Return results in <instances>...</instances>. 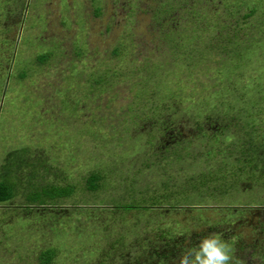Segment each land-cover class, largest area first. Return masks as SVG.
Wrapping results in <instances>:
<instances>
[{
  "label": "rangeland",
  "instance_id": "rangeland-1",
  "mask_svg": "<svg viewBox=\"0 0 264 264\" xmlns=\"http://www.w3.org/2000/svg\"><path fill=\"white\" fill-rule=\"evenodd\" d=\"M0 176V264H264V0H0Z\"/></svg>",
  "mask_w": 264,
  "mask_h": 264
},
{
  "label": "trees",
  "instance_id": "trees-1",
  "mask_svg": "<svg viewBox=\"0 0 264 264\" xmlns=\"http://www.w3.org/2000/svg\"><path fill=\"white\" fill-rule=\"evenodd\" d=\"M115 51H114V53H116ZM48 56H49V52L42 53V54L38 55V60L40 61L41 64H45L46 61L48 60ZM255 166H258L257 168L260 169L262 165L261 166L255 165ZM255 166L253 167L254 169L256 168ZM87 180H88L87 181V188L91 191L96 190V182L98 180V176L95 174H91L88 176ZM15 188H16V184H13L9 179L4 178L3 176H0V203H3V202L10 200L13 197ZM67 194H69V190L56 189L50 185L33 188V189H31V191L29 190L25 194L24 206L28 209H32V207H37V208L47 207L51 204L50 202L52 200L59 199L60 197H64ZM49 210H51V209H49ZM256 210H258V209L256 208ZM172 235H173V233H172ZM199 237L200 236L196 235V234L190 235V238L192 241L193 240L199 241L198 240ZM161 238L165 241H175L176 239H178V238L173 239V237H171L170 235H166V234L164 235L163 233L161 235ZM183 238L185 239L186 237H183ZM143 245H144V243L141 246H143ZM137 247H139V246H137ZM142 250H144V249H142ZM143 254H145V253H143ZM168 255H169L168 251H165V250L149 251L144 256H141L137 253L135 255V259L132 261L130 260L129 264H157L158 259L159 260L161 259L159 264H165L164 262L167 261L166 259H167ZM53 257H54V255H53L52 251L43 252L40 256V262H41V264H52L51 261H52ZM155 258L157 260H155ZM102 259L105 260V258H102ZM104 263H105V261H104Z\"/></svg>",
  "mask_w": 264,
  "mask_h": 264
},
{
  "label": "clouds",
  "instance_id": "clouds-1",
  "mask_svg": "<svg viewBox=\"0 0 264 264\" xmlns=\"http://www.w3.org/2000/svg\"><path fill=\"white\" fill-rule=\"evenodd\" d=\"M230 253V246L212 235L203 238L197 249L182 253L179 264H229Z\"/></svg>",
  "mask_w": 264,
  "mask_h": 264
},
{
  "label": "crops",
  "instance_id": "crops-1",
  "mask_svg": "<svg viewBox=\"0 0 264 264\" xmlns=\"http://www.w3.org/2000/svg\"><path fill=\"white\" fill-rule=\"evenodd\" d=\"M105 227V226H104Z\"/></svg>",
  "mask_w": 264,
  "mask_h": 264
}]
</instances>
